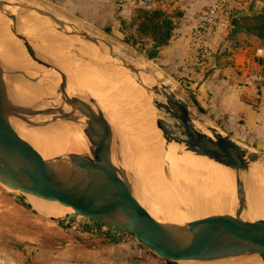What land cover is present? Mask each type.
I'll use <instances>...</instances> for the list:
<instances>
[{
  "label": "rangeland",
  "instance_id": "rangeland-1",
  "mask_svg": "<svg viewBox=\"0 0 264 264\" xmlns=\"http://www.w3.org/2000/svg\"><path fill=\"white\" fill-rule=\"evenodd\" d=\"M19 1L21 2L26 1L35 6L48 10L52 14L56 15L57 17L67 22L69 25H72L76 30L85 32L92 37H96L98 39L108 42L113 46V49H115V55H117L119 61L125 60L135 66H137L138 63H143L145 69L149 70L152 74H154L155 78H153V81L150 82L144 77L140 78V80L142 79L146 81H136L139 79H131V82L127 84V82L116 78V75H114L115 73L113 71V68L99 54L89 51L84 46L65 41L64 39L60 38L59 35H57L56 32H54L53 30L51 31V33L38 34L35 36H32L29 33H24V35H26L28 40L32 38L30 39L31 40L30 44H32L31 46L34 48L35 52H36L35 49L36 47L33 44L34 41L33 39L37 41H41L39 39L43 40L40 44L42 48V55L47 60L45 62L55 66L58 70H60L73 85L78 99L77 119L75 120L73 126H68V128L70 129L69 150L61 149V147L55 145L57 144L55 142L54 145L52 146L51 144L53 142L51 140H48L49 132L52 129H54L57 125L68 121V119L57 118L62 116L63 111L56 114H49L47 116H40L37 117L36 120L35 118H29V117H24L25 119H18V118L15 119L13 118V116L12 119H10L11 118L10 116L11 111H10L6 118V125H4L3 128L12 131L15 130L19 125L20 126L23 125V127L25 126L24 128L27 130H33V131L36 130V132L34 133H28L27 131L25 132L24 129V132H22L23 130H21V133L18 135L21 138H24L39 153V157L42 159L55 158L65 154L75 153L81 156V158L84 159L85 161L90 162L92 164H96V162H94V159L97 158L95 153L98 149L96 139L97 137H100L102 133L97 129H95L96 131H91V129H88L86 125V121L89 120L90 115H94L100 111L103 113L104 117L109 122L111 128L110 150H112L111 151L112 155L109 156L110 158L112 157V159L110 160L112 164V170H111L112 172L110 173L109 176H111L112 177L111 180L114 179L115 182L119 180H123V177L117 173L116 167L123 171L124 173L123 175L127 180V184L131 196L135 198L134 200L141 207V209L143 208L142 209L143 212L149 214L148 216H150L154 220L163 221V222H187V221L202 219L211 215L229 214V212L228 213L216 212V211L201 209L199 204L201 202H199L196 199V197H194L195 193L190 189V185H188L189 183L186 180V178L181 176L178 178H174V177L172 178L171 174L167 171L168 170L167 167H165L166 171L160 168L159 166L154 167L151 170L153 166L148 162L149 159H146L143 162L145 164L143 163L141 164L140 163L141 160L147 158L146 157L147 155H150L148 154L149 152L147 151L142 152L143 157L139 156V160H138V155L133 158L134 152L132 147L130 146L131 145L130 139L133 138V135H130L132 133L130 132L129 128L131 127L133 128V130L136 131L138 128L136 129L134 128L137 127V124L140 123V121L142 122L146 121L147 123L150 122L147 121V119L150 117L152 113H154L152 117L153 119H151L152 123H150V125L151 127H153L152 125H155L154 130L159 129L160 139L162 138L161 142L162 144L165 145L163 146V151L167 152V147L169 145L177 144L174 141L172 142L171 140H166L162 130L157 126L156 123L157 120L162 118V116L166 117L167 121L165 119L164 120L170 125L174 123V120H172L169 115H166L165 112L163 111L159 112V110L153 104L152 100L140 93L142 87L141 83L151 84V86L154 87H158L160 86L161 83H163L169 86L172 89L173 93L178 98L182 99L183 101H186L190 105L191 107L190 114H191L192 122L197 129H199L203 133L205 132L211 133L209 127H212L215 128L222 135L224 134V136L231 135L232 137L238 136L239 138V135L241 133V127L240 126L238 127L237 125L238 122L235 123V121L233 120L230 122V120L222 119L220 118V115H216L215 113H212V111H210L209 109H207L206 111L203 110L200 111L198 109L197 104H195L194 102L195 95L191 93L193 89H186V86L189 85L188 81L195 82V80L188 79L191 73H187L188 76H186L185 75L186 72L184 73L182 68L186 69L190 67L194 68L197 66H201L200 63L202 62L203 59L207 57H210V62L205 67L211 68V65L214 63L215 56L229 57L231 54L233 55L244 54L242 51L248 50L249 55L246 57L245 60L242 55L241 57H238L242 61V64L237 66H241L240 68H242L243 62H245L246 64L244 67L245 68L244 72L242 69H238L239 67L235 68L234 66L231 67L234 70L233 69L231 70L234 71L236 75L238 74V77H240L242 73H245V76L249 78L251 84L255 85V87L257 88H260L261 84L264 85L263 81H255L251 79V76L253 75L264 77V53L263 54L258 53V50L262 49L264 46V40L258 38L255 34L247 33L244 30L239 29L237 31H234L235 29L232 30L231 27L228 26L230 25V20H237L242 25L249 24V22L245 18L246 17L250 18L255 14L262 12V10L264 9V0H211L210 3L208 2L207 4H205L204 7H202L200 10H205L212 5L218 6L220 11L219 13L220 17H222L225 20L227 26L230 27V29L226 31V35L223 36L224 39L220 40V42L215 46L216 47L215 49L211 50L209 48V52H205L203 49L204 47L202 45L197 44L194 50L195 63H193L192 65H187L186 60H184L181 63L177 62L176 60L177 58H174V56L179 55V53L181 52L179 51V47L177 45L173 46V50L175 52L173 51L172 53L165 55L162 61L159 60L161 56L160 52L158 53L156 59L148 58L147 54L149 53L150 48H152L151 46L153 45L154 41L150 35L144 34L139 29L141 19L138 18L139 17L138 11L142 10V8H138L134 10L135 12L133 11L132 13L126 12L122 14L119 6L120 4L119 1L108 0L107 13L105 15L103 14L100 15L99 13L82 15L80 13H76V14L62 13L58 8L54 6L43 5L40 0H19ZM170 1L172 0H169V2ZM68 9L70 11H74L73 8L71 9L68 8ZM29 12L34 13L33 11L30 10ZM167 14L172 16V14H170L169 12H167ZM56 27L59 33L66 36V34L60 30L61 26L56 25ZM74 28L66 27V29H68L70 32L75 31ZM203 31L204 33L206 32L212 33L215 32V29L198 30V32H203ZM77 38L82 42L91 44V42L83 40L79 37ZM1 39H5L6 41L10 42L14 48V52L18 56L22 58L27 57V59H29L36 66L42 69H46L50 71L53 75H55L58 80L55 93H58L60 97L63 96L61 93V84H62L61 76L55 70L52 69L50 70L45 66L38 64L29 56L23 43L11 31L10 19L7 16L3 15L2 13H0V40ZM170 41L171 38L169 42H167V45L171 44ZM164 47L165 46H163L160 49V51L163 50ZM86 56H91L92 59L94 58L93 60L97 58L96 61H94V63L97 64V60H99L98 62H100L99 64L101 66H99V64L95 65L90 63L87 60ZM110 62L111 64L113 63L111 58H110ZM89 64H91L92 67ZM112 65H114L115 67H121L115 65L114 63ZM97 66H99L100 69ZM169 66H173L171 68L172 72L167 71V68H169ZM93 68L97 71H95ZM96 68H98L99 70ZM103 68H105V70ZM121 69H123L127 73H132L123 67H121ZM11 71H13L15 73V76L19 77L23 82L37 86V84L17 74L16 73L17 70L13 69ZM191 71H194V69H191ZM170 74H172V76H170ZM110 78L113 84L112 87L110 84ZM5 83H6L7 92L11 97V93H10L11 90L9 89L7 79ZM150 94L153 97L156 96L155 98H158L160 102H166V99L162 95L157 96L154 95L153 92H150ZM44 99L47 98H42L40 100H28V101L20 100L18 102L15 101L14 102L18 104L30 106L42 102ZM57 106L53 107L54 111L55 110L57 111L58 108ZM45 120L47 121L46 124L48 125L39 126L40 124L45 123ZM9 121L11 125L8 123ZM239 123L242 122L239 120ZM124 124L127 128H125ZM7 126L8 128H5ZM12 126L14 129L12 128ZM156 131L157 130H155V132ZM33 140H35L37 143L36 142L33 143ZM50 145L52 147H50ZM240 145L243 146L248 152H255L260 156V159L262 160L264 159L263 143L242 142ZM125 150L126 153L128 152L129 155H127L126 153L124 154ZM134 150L139 151L140 149L138 150L134 149ZM120 152L122 154H120ZM140 152L141 150L139 151V153ZM119 154L120 156H122V158L119 156ZM130 154L132 156H130ZM177 154L180 155L192 154L195 157L204 158L207 163H209V161L213 163V169H214V164L217 163V162L215 163L214 160L209 159L208 157L199 156L197 154L195 155L194 152L187 150L184 144L182 146H179V150H177ZM123 160H124V164L122 163ZM135 162L139 164L140 167L136 165ZM1 163L2 165L9 164V162H5V161ZM148 163L150 165H147ZM218 164L219 163H217V165ZM141 165L143 166L145 165L144 168L147 167L148 169L146 170H149V172L147 171L144 172L145 169L143 168V166L141 167ZM148 166H151V168H149ZM219 166H221V164H219ZM221 167L226 168L227 171L230 170L234 173L232 180H230L231 181L230 187L231 185H233V183L235 186L236 172L233 169L226 167L224 165H222ZM263 168H264V164H263ZM135 169H137L136 172ZM154 169H156V172ZM153 170L156 173V177L159 176L160 178L158 177L156 179V177H154L155 174ZM128 171L132 175H130ZM150 173H153L154 175ZM158 173L161 175H158ZM241 173L242 175H240ZM247 173L248 170H243L239 172V175L241 176L240 177L241 182L243 184V190L245 192L247 191V182L245 181L246 179L243 178V175ZM164 176L168 177L167 178L168 180ZM153 177L155 178V180L153 179ZM150 180L152 181V183H150L151 182ZM158 180L164 184L166 181L167 182L166 185H168L169 187L168 188L166 185L165 186L163 185L165 189H167V191L165 192L168 193V194L165 193L166 199H168L166 201L165 198L164 200L163 198L159 199V197H165L163 196L164 193L162 194V192H164L165 189L163 188L162 185L161 186L159 185L162 184L161 182L158 184L157 182ZM146 182L149 184L146 185ZM256 182L257 183L259 182V184L261 183L259 179L256 180ZM177 183L179 184L178 187H177ZM170 186H172V189L175 190L173 191ZM234 186L232 187L234 188ZM233 188L230 189L231 191H233L232 192L233 194L231 192L230 193L232 194V197H236L233 196L236 195V190ZM162 189L164 190L162 191ZM169 191L170 192L172 191L171 193L172 195L171 194L170 195L171 197H174L173 199L170 198ZM157 192H159L160 194L158 193L157 195L156 194ZM177 193H179L178 196L176 195ZM147 194L150 196H148ZM184 194L185 197L183 196ZM174 195H176L179 198H177ZM34 198H37V196L28 193H22L17 190H11V189L9 190L8 187L6 188L0 183V224L9 227L10 232H12L13 234L34 236L39 234H45V232L49 234L53 232L51 236H57L59 243H62L66 238V236L68 235V233L71 231H75V232L90 231L93 236L90 237L92 239L91 245L97 246L96 244H99L98 242H100V240L97 239L96 236L97 235L99 236L101 234H108V230L106 227H103L98 223H96L92 219V217L87 214H77L75 219L67 218L66 217L67 214H63L60 217H56V218L46 217L41 209L32 205L33 204L32 201ZM174 199L176 201H173ZM207 199H208L207 200L208 204L206 203V205L213 207V205L215 204L214 201L216 199L213 200V198L211 199V197H208ZM210 199L212 200L211 203L209 201ZM170 200H172L173 202ZM170 202L173 204H171ZM217 202H216L217 204L215 205H220L221 202L218 200ZM169 203L171 206L174 205V207H170V205H168ZM239 210L240 208L238 205L237 209H235V212H233L232 214L230 213V215H232L233 218H236ZM242 213L244 212L242 211ZM175 215L178 216L177 218L180 219H174L173 217ZM258 219H264V217L249 212L247 213L245 212V218H243L245 222H251ZM84 228L86 230H83ZM110 243L111 244L113 243V245H120L121 240L118 243L117 241ZM101 245L102 244L100 243L99 246ZM140 246L142 248H145V252L146 255L148 254V257L145 260L139 259L138 260L139 264H167L165 261L166 259L164 257H161L155 254L154 252L149 251L148 248H146L142 244H140ZM245 257H249V259H251L252 261L254 260V262L256 261V264H264L262 259L257 254H247L245 255ZM236 259L239 258H231L228 259L227 261L235 262ZM171 260H173L177 264H181L182 261H184L185 259H182V261L181 259H177V260L171 259ZM179 260L181 262H179ZM187 261H189L190 263H198V264L215 263V262H198V261L193 262L192 260H185V262ZM242 263L243 262L241 263L237 262V264H242ZM232 264H236V262Z\"/></svg>",
  "mask_w": 264,
  "mask_h": 264
},
{
  "label": "water",
  "instance_id": "water-1",
  "mask_svg": "<svg viewBox=\"0 0 264 264\" xmlns=\"http://www.w3.org/2000/svg\"><path fill=\"white\" fill-rule=\"evenodd\" d=\"M19 7L33 11L50 23L61 26L60 30L66 36L79 37L95 45L104 44L115 65L134 74L144 72L155 78L149 70H141L140 67L125 60L119 61L117 55L112 53L113 46L108 42L76 30L48 10L26 1L21 2ZM3 15L10 19L11 31L23 43L29 56L38 64L55 70L61 76L63 95L57 111L41 108L46 99L30 106L15 103L12 96H9L5 83L9 71L0 62V165L8 156L16 157L20 163L19 169H1L0 166V183L3 186L67 205L74 210L66 215L69 219H75L77 214H87L96 223L106 227L108 234H126L135 238L149 251L164 257L167 264H176L171 259L198 262L227 261L231 258L245 257L246 254H257L264 262V219L245 222L230 216H208L187 222H163L152 219L145 212L141 213L134 204L123 171L116 167L123 180L113 183L107 178L108 168H104V165L106 158L111 155V128L102 112L90 115L86 121L88 129L91 131L97 129L102 133V142L95 153L96 164L85 161L75 153L42 159L15 130L4 129L10 111L15 119L37 118L62 111L63 114L57 117L58 119L72 120L76 115L66 95L65 75L55 66L37 57L27 37L17 31L15 13L8 11ZM66 27H72L75 31L70 32ZM10 73L15 75L13 71ZM16 73L40 86L37 77L27 75L23 71ZM141 86L149 93L162 95L166 102H159L156 99L152 102L157 109L165 110L177 120L172 125L157 120V126L162 132L174 135L176 140L185 144L187 150L233 169L236 172V186L243 191L239 172L249 171L250 165L257 162L260 156L255 152H248L240 145L241 142L236 141L231 135H222L215 128L209 127L212 137L197 129L192 122L190 105L178 98L169 86L163 83L158 87H147L142 83ZM66 108L71 109L70 114L64 113ZM45 124L46 122L39 126ZM241 214L240 209L237 216Z\"/></svg>",
  "mask_w": 264,
  "mask_h": 264
},
{
  "label": "crops",
  "instance_id": "crops-1",
  "mask_svg": "<svg viewBox=\"0 0 264 264\" xmlns=\"http://www.w3.org/2000/svg\"><path fill=\"white\" fill-rule=\"evenodd\" d=\"M40 1L43 5L54 6L65 14L105 15L108 7V0ZM118 1L122 14L132 13L142 8L141 0ZM170 2L166 5L158 3L151 5L152 9L160 8L172 14L175 25L171 44L160 51L159 60L162 61L165 55L172 53L173 46L177 45L181 52L174 58H177L179 63L186 60L187 65H192L195 63L194 50L197 44L202 45L205 52H209V48L215 49L230 27L218 26L212 33L198 32L202 29L196 26V16L202 11L200 9L211 0H172ZM68 8H73L74 11ZM261 50L264 53V46ZM242 52L244 54H231L229 57L215 56L211 68L205 67L210 62V57L203 59L201 66L182 68L186 76H188L187 73H191L188 79L195 80V82L188 81L189 85L186 89H193L191 93L195 95L194 102L200 111L209 109L212 113L220 115L222 119L238 122L241 133L239 138L233 137L236 141L264 144V85L261 84L260 88H257L251 84L245 73L238 77V74L231 70L234 66L244 72L246 64L243 62L242 68L237 66L242 64L238 57L242 55L245 60L249 51ZM172 67L169 66L167 71H171ZM239 120L242 123H239ZM51 234L46 232L34 236L13 234L9 227L0 224V264H139V259L145 260L148 257L145 248H142L135 238L126 234L97 235L101 246L91 245L90 237L93 236L90 231H71L62 243H59L57 236H51ZM120 240V245L110 243L114 241L118 243Z\"/></svg>",
  "mask_w": 264,
  "mask_h": 264
},
{
  "label": "bare ground",
  "instance_id": "bare-ground-1",
  "mask_svg": "<svg viewBox=\"0 0 264 264\" xmlns=\"http://www.w3.org/2000/svg\"><path fill=\"white\" fill-rule=\"evenodd\" d=\"M20 3H21V1H19V0H15V1L0 0V13L3 14L4 12L10 11V12H13L16 14V16H17L16 29L19 33H21L23 35H24V33H29L32 36H35L38 34L51 33V31L53 30L54 32H56L57 35H59L60 38L64 39L65 41L84 46L89 51L99 54L113 68V71L115 73L114 75H116L117 79L123 80V81L127 82V84L131 82V79H139L136 81H146V80H142V79L140 80V78H142V77L146 78L149 82L153 81V76L145 74L144 72H141L139 74H132V73H127L126 71L121 69V67H115L114 65H112L113 63L111 64V62H110L111 57L108 53L109 50L104 44H96V45L95 44H89V43H85V42L80 41L77 37H74V36H64L63 34H61L57 31V27L54 24L50 23L48 20H46L45 18H43L39 14H37L35 12L31 13V12H29V10H26L24 8L19 7ZM11 35H12V33H11ZM30 39H32V38H30ZM33 40H34L33 44L36 47L35 49H36L37 57L43 62L47 61L46 58L42 55V48H41L40 43L43 40L42 39H39L41 41H37L35 39H33ZM30 43H31V40H30ZM112 53L115 54V49H113ZM86 57H87V60L92 64L97 65L100 63V62H98L99 60H97V64L94 63V61H96L97 58L95 60H93L94 58L92 59L91 56H86ZM0 62L9 71L7 83H8L9 89L11 90L10 93H11L13 101L18 102L20 100H27L28 101V100H40L42 98H47L46 99L47 101L45 102V104L41 108H49V109H53L54 106H57L58 104H60L62 102V97H60L58 93H55L57 83H58L56 76L53 75L50 71L36 66L29 59H27V57L22 58V57L18 56L14 52V48H13L12 44L10 42L6 41L5 39L0 40ZM89 65H91V64H89ZM99 66H101V65L99 64ZM99 66H97V67H99ZM137 66L140 67L141 70L148 71L147 69H145V66L143 65V63H138ZM91 67H92V65H91ZM13 69L17 70V71H23L27 75L37 77L39 79L40 86H35V85L30 84V83L23 82L19 77L10 73V72H12L11 70H13ZM96 69H98V68H96ZM99 69H100V67H99ZM103 69L105 70V68H103ZM95 71H97V70H95ZM101 71H102V69H101ZM65 78H66L65 79L66 80L65 81L66 95H67V98L70 99L69 104L72 108V111L75 113L76 116L72 120H68L65 123L59 124L54 129H52L49 132V135H48L49 139L48 140H51L53 142L51 144L52 146L54 145V142H55V143H57L55 145L61 147V149L69 150L70 129L68 128V126H73L75 123V120L77 119L78 99H77V94L75 92L73 85L71 84V82L69 81V79L67 77H65ZM110 84L112 87L113 84H112L111 78H110ZM144 85L147 87H152L151 84H144ZM140 93L145 95L147 98H149L151 100L156 99L160 102V100L158 98H155L156 96L153 97L149 92H147L145 90L144 87H141ZM158 110H159V112H161V111L165 112V110H163V109H158ZM66 112H67V114H70L71 109L66 108V111H64V113H66ZM165 113H166V115H169L172 120H174V123L177 122V120L175 118L171 117V115L169 113H167V112H165ZM153 114L154 113H152L150 115V117L147 119V121H150V122L147 123L146 121L145 122L140 121V123L137 124V127H135L134 129L138 128L137 129L138 132H137V130L136 131L133 130V128H131L130 126H129L130 128L128 127L130 132L132 133L130 135H133V138L131 137L132 139H130V143H131L130 146L132 147L133 152H134L133 158L138 155V160H139V156L143 157L142 152H145V151L149 152L148 154H150V155H147L146 156L147 158L142 159L140 162L141 164L146 159H149L148 162L153 166L152 168H151V166H148L149 168H151V170L154 167L159 166L160 168H162L163 170L166 171L165 167H167V169H168L167 171L171 174L172 178L173 177L178 178L180 176L186 178V180L189 183L188 185H190V189L192 191H194V193H195L194 197H196V199L199 202H201V203H199L201 209L211 210V211H216V212H227V213L229 212V214H218V215H211V216H230L231 218H233V216L230 215V213L232 214L233 212H235V209H237V207L239 205V208L244 212L240 216H236V219H238L239 221H241V220H243V218H245V212L246 213L249 212V213L264 217V168H263V164H264L263 160L264 159L262 160L259 158L257 162L252 163L250 165L248 173L243 175V178H245L246 179L245 181L247 182V191L246 192L244 190L243 191L240 190L236 185H235L236 186L235 187L234 183H233V185H231V187L234 186V188L233 187L232 188L236 190V195H233L236 197H232L233 191L230 190V189H232L230 187V182H231L230 180H232V178L234 176V173L232 171H230V170L227 171L226 168L221 167L222 165L221 166H219V164L217 165L216 162H215L216 164H214V169H213V163L212 162L209 161V163H207L204 158L195 157L192 154L191 155L177 154V150H179V146H182L183 143L176 140L174 135H167V134L163 133L166 140H171L172 142L174 141L175 143H177V144L169 145L167 147V152L163 151V146H165V145L162 144V142H161L162 138L160 139V131H159V129H155L158 131V133H159L158 134L157 131L155 132V130H154L155 125H152L153 127H151V125H150V123H152L151 119H153L152 118ZM10 116H11L10 119H12V113ZM162 118L160 120H163L165 123H167L166 117L162 116ZM35 120H36V118H35ZM45 122L47 123L46 120H45ZM168 122H169V120H168ZM8 123L10 124V121ZM29 123H32V122H29ZM136 123H137V121H136ZM170 123H171V120H170ZM46 125H48V124H45V126ZM124 126H125V124H124ZM24 127H23V125L22 126L19 125L15 129L17 134H20L21 130H23L22 132H24V129H25ZM5 128H8V126ZM12 128H13V126H12ZM28 128H31V127H28ZM125 128H127V127L125 126ZM10 130H12V129H10ZM26 131L28 133L36 132V130L33 131V130L25 129V132ZM205 134L212 137V134L209 132H205ZM101 140H102V135L100 137H97V139H96L97 145H99L102 142ZM34 142H36V141L33 140V143ZM51 145H50V147H52ZM134 149H136V150L140 149L141 154L139 153L140 150L135 151ZM129 152H131V151H129ZM122 153H123V151H122ZM122 153L120 152V154H122ZM125 153H126V150L124 151V154ZM36 154H37V156H39V153L37 151H36ZM120 154H119V156H120ZM126 154L129 155L128 152ZM111 155H112V153H111ZM130 156H132V155L130 154ZM120 157L122 158V156H120ZM111 159H112V157L110 158V156H108V158H106V160H105V165H104V168H106V169L108 168V175H110V173L112 172L111 171L112 170V164L110 161ZM5 162H9V164L6 163L7 165H2V163H1V165H2V166L0 165L1 169L11 170V169H19L20 168L19 160L16 157L8 156L5 158ZM94 162H96V158L94 159ZM136 162H138V161H136ZM122 163L124 164V160L122 161ZM149 163L147 165H150ZM143 164H145V163H143ZM133 165H134V163H133ZM136 165H138L140 167L139 164L136 163ZM142 166L143 165H141V167ZM144 167H145V165L143 166V168ZM144 169H145L144 172L145 171L149 172V170H146V169H148L147 167ZM156 169H154L155 172H156ZM136 170L137 169H135V172H136ZM154 170H153V172H154ZM155 172H154V174H155L154 177H156ZM157 172H158V170H157ZM129 174H130V172H129ZM138 174H140V173H138ZM143 174H145V173H143ZM150 174H153V173H150ZM130 175H132V174H130ZM158 175H161V174L158 173ZM162 175H163V172H162ZM235 175H236V173H235ZM241 175H242V173H241ZM108 177H107L108 180H111L112 177L111 176H108ZM146 177H144V178H146ZM154 177H153V179L155 180ZM158 177L159 176H157L156 179ZM164 177H166V176H164ZM168 177H169V175H168ZM168 177H166V179ZM258 179H259V181H261L260 184H259V182L258 183L256 182V180H258ZM233 181H234V179H233ZM245 181H243V182H245ZM111 182L115 183L114 179L111 180ZM157 182L159 184L161 181L158 180ZM150 183H152V181ZM166 183L167 182L165 181V184L162 183L159 185L165 186ZM148 184L149 183L146 182V185H148ZM191 184H193V185H191ZM174 185H175V182H174ZM178 185L179 184L177 183V187H178ZM156 186H157V184H156ZM164 186H163V188L165 189ZM166 186L168 187V185H166ZM170 187L172 189V186H170ZM157 188H159V187H157ZM244 188H245V186H244ZM8 189L10 190L11 188H8ZM164 189H162V191ZM171 189H168V190H171ZM183 189H184V187H183ZM11 190H15V189H11ZM172 190L174 191L175 189H172ZM160 191H161V189H160ZM165 191H167V189H165L164 192H162V194L163 193L165 194L166 193ZM159 192H157L156 194L158 195ZM171 193H172V191L169 193V195ZM229 193L231 194L232 198L230 197ZM164 194H163V196H165V197H159V196L158 197H159V199L163 198V200L165 198V201H166V200H168V199H166V194H168V193H166L165 195ZM169 195H167V196H169ZM171 195H170V198L173 199L174 197H171ZM176 195L178 196L179 193H177ZM176 195H174V196H176ZM180 195H181V193H180ZM148 196H150V195H148ZM183 196L185 197V194ZM208 197H211V199L213 198V200L216 199L214 201L215 204L219 203V202H217V200L220 201L221 202L220 205L214 204L215 206L213 205V207L206 205ZM177 198H179V197H177ZM134 199L135 198H133V200ZM211 199L209 200L210 203L212 201ZM170 201H172V200H170ZM173 201H176V200L174 199ZM32 202H33L32 205L41 209L46 217L56 218V217H60L63 214H68V213L74 212L73 208H71L67 205H63V204L58 203L56 201H47V200H44L40 197L34 198ZM170 203L168 205H170ZM175 203H177V202H175ZM134 204L141 213H144L142 210L143 208L141 209V207L137 204V202L135 200H134ZM171 204H173V203H171ZM164 205H165V203H164ZM170 207H174V205L173 206L170 205ZM147 215H149V214H147ZM177 217L178 216L175 215L173 218L174 219H180ZM182 218H184V217H182ZM181 261H182V259H181ZM181 261L179 260V262H181ZM235 262H236V264H237V262H239V263L243 262L242 264H256V261L255 262H254V260L252 261L251 259H249V257H241L239 259H236ZM235 262L234 261H216L213 264H229V263L232 264ZM181 264H198V263H190L189 261L185 262V260H184V261H182Z\"/></svg>",
  "mask_w": 264,
  "mask_h": 264
},
{
  "label": "trees",
  "instance_id": "trees-1",
  "mask_svg": "<svg viewBox=\"0 0 264 264\" xmlns=\"http://www.w3.org/2000/svg\"><path fill=\"white\" fill-rule=\"evenodd\" d=\"M141 19L139 29L146 35L153 38V45L147 54L148 58L156 59L160 49L167 45L174 32V22L172 16L160 8L151 10H139ZM249 24L242 25L237 20H230L232 30H244L247 33L255 34L264 40V9L250 18H245Z\"/></svg>",
  "mask_w": 264,
  "mask_h": 264
},
{
  "label": "built area",
  "instance_id": "built-area-1",
  "mask_svg": "<svg viewBox=\"0 0 264 264\" xmlns=\"http://www.w3.org/2000/svg\"><path fill=\"white\" fill-rule=\"evenodd\" d=\"M169 0H141V7L146 10H151V5L158 3L160 5H166ZM220 11L218 6L212 5L205 10H202L196 16V26L198 29L202 30H212L218 26H227L225 20L220 17ZM230 26V25H228ZM258 53L263 54V51L260 49ZM252 80L263 81L264 77L253 75L251 76Z\"/></svg>",
  "mask_w": 264,
  "mask_h": 264
}]
</instances>
